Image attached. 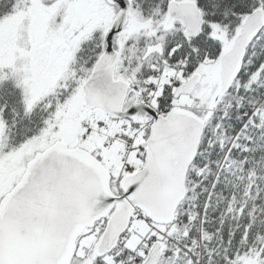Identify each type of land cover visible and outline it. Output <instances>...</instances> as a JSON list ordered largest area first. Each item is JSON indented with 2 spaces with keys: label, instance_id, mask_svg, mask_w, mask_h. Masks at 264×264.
Returning <instances> with one entry per match:
<instances>
[{
  "label": "snow or ice",
  "instance_id": "snow-or-ice-1",
  "mask_svg": "<svg viewBox=\"0 0 264 264\" xmlns=\"http://www.w3.org/2000/svg\"><path fill=\"white\" fill-rule=\"evenodd\" d=\"M0 264H264V0H0Z\"/></svg>",
  "mask_w": 264,
  "mask_h": 264
}]
</instances>
